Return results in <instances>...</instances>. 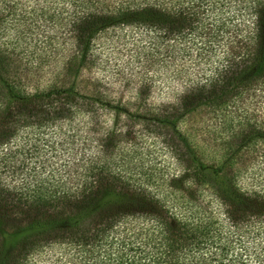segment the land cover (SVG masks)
<instances>
[{
  "label": "trees",
  "instance_id": "1",
  "mask_svg": "<svg viewBox=\"0 0 264 264\" xmlns=\"http://www.w3.org/2000/svg\"><path fill=\"white\" fill-rule=\"evenodd\" d=\"M3 231L0 264H264V0H0Z\"/></svg>",
  "mask_w": 264,
  "mask_h": 264
},
{
  "label": "rangeland",
  "instance_id": "2",
  "mask_svg": "<svg viewBox=\"0 0 264 264\" xmlns=\"http://www.w3.org/2000/svg\"><path fill=\"white\" fill-rule=\"evenodd\" d=\"M109 70L111 72L113 71V69H109ZM135 72H137V69H135ZM138 77H139V73L135 75V79H137ZM218 118H219V115L213 116L210 113V111L203 110V111L195 112L189 115L186 118L185 122L181 123V125L183 126L178 127V129H180L181 132L185 133V136L189 137L191 142L192 140H194V143L192 144H194L195 146H198L200 150L202 149L201 146L204 145V141H202V139L206 138L208 139V142L211 139L212 144L216 145L213 149V152L208 151L203 148L204 150L203 154L204 156L207 155L206 158L211 157L213 159V162L219 161V155H217L218 153L217 146L226 141V136L224 134L226 131H223V128L225 127V125L221 126L220 122H218L217 120ZM228 120L229 119H226L225 123L229 124ZM233 120H237V118L233 117ZM158 133L159 135H157ZM167 134L168 135L173 134V130L170 129L167 125L161 126L158 129H154L153 133H151L150 136L152 135L154 136V139L152 140L155 141V144L152 145L150 143H146L145 145L147 146H144L146 149L144 152L149 151V152H152V154L153 153L157 154L160 151L161 146L166 145L165 143H163V138L167 136ZM24 234H27V233H24ZM21 236H22V233L18 231L16 232L3 231L1 232L0 238L5 248L9 250L10 247L13 246L16 241L21 240ZM54 252H55L54 258H57V256H59L61 253V251H59L58 249H55ZM61 263L62 264H73V262L71 261V258H69L68 256H63V259L60 260L58 264H61Z\"/></svg>",
  "mask_w": 264,
  "mask_h": 264
}]
</instances>
